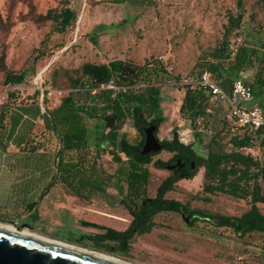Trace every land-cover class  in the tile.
I'll return each mask as SVG.
<instances>
[{
	"label": "rangeland",
	"instance_id": "obj_1",
	"mask_svg": "<svg viewBox=\"0 0 264 264\" xmlns=\"http://www.w3.org/2000/svg\"><path fill=\"white\" fill-rule=\"evenodd\" d=\"M69 1L78 19L65 33H59L51 20L37 21L36 16L60 5L63 0H0V92L9 90V104L35 91L44 93L46 88H51L53 93L47 96L49 105L55 107L73 90L60 77L63 69L73 73L86 62L108 63L119 59L145 66L143 73L152 74L150 81L131 86L135 91L143 90L148 84L159 85L166 119L160 126L161 138H171L174 132L180 138L181 132L186 131L185 141L196 142L195 148L201 155H206L211 148L222 152L236 149L233 138L243 135L244 130L229 121L224 126L225 102L212 99L214 107L193 124L184 121L179 108L186 85L196 83L211 60L208 54L223 39L229 13L237 14L238 0ZM243 13L240 28L231 32V47L236 51L244 45L264 52V0H243ZM262 58L253 62L259 66ZM233 63L226 61L221 65L225 78L236 75L239 70L238 63ZM160 66L167 72L162 79L153 76ZM7 71L25 72L24 83L6 84ZM54 80L58 84L53 86ZM112 84L115 86L112 89H120V85ZM74 95L81 102L93 104L85 91L75 90ZM253 103L250 100L245 105ZM86 121L98 136L109 129L104 119L97 122L86 118ZM120 133L133 143L139 141L140 133L128 120ZM94 142L98 143L99 139ZM111 149L109 146L108 150ZM91 150L95 151L94 144ZM250 152L264 160V150L258 146ZM121 156L123 162L115 164L111 154L103 152L99 166L107 175L103 183L88 182L91 187L103 185V191L107 187L118 188V201L121 193L124 194L122 190L128 188L129 166L126 156ZM159 156L165 158L166 153ZM147 167L150 172L147 191L153 194L167 173L152 164ZM203 173L204 168H198L192 178L180 179L165 195L189 204L190 211L203 212L198 214L200 218L195 219L193 226L178 214L160 213L154 219L152 231L135 236L127 247L99 246L84 238L85 232L79 230L73 220H69L63 230H46L49 225L37 227L35 219L30 225L52 239L110 253L137 264H264V233L237 235L231 227L219 226L215 219L205 217L207 214L241 215L250 208V202L218 191L205 192ZM123 199L130 203L127 197ZM259 206L264 213V204L259 203ZM118 209L119 217H128L124 204H119Z\"/></svg>",
	"mask_w": 264,
	"mask_h": 264
},
{
	"label": "trees",
	"instance_id": "obj_2",
	"mask_svg": "<svg viewBox=\"0 0 264 264\" xmlns=\"http://www.w3.org/2000/svg\"><path fill=\"white\" fill-rule=\"evenodd\" d=\"M238 8L236 15L229 13L228 25L223 39L208 54L211 60L206 63L207 66L200 72L199 78L202 72L208 69L213 73L214 78L218 79L222 73L220 67L226 61L231 63L234 61L233 64L238 63L237 66H240L242 63L253 62L254 59L263 57L261 59L262 63L260 62L253 78L245 82L252 87L259 103L264 106V52L244 45L239 46L236 51L231 47V32L236 28H240L244 17L243 0H238ZM77 19L78 13L71 6L69 0H63L60 5L36 16L37 21L51 20L54 23L55 31L59 33H65L74 25ZM144 70L145 66L132 65L119 59L111 60L108 63L86 62L75 69L73 73H70L67 69L62 70L60 77L64 84L73 90L63 96L55 107L49 105L48 90H44V104L51 113L62 142L60 154L70 159V171L100 173L103 172L99 166L103 152H109L116 162H122L121 153L124 154L127 157L129 166L128 190L133 191L136 199L145 201V205L153 206L151 210H147L144 208L143 203H140V212L152 214L160 209L182 208L185 211L189 210V204H184L165 195L177 181L182 178H192L196 170L202 167L204 168L203 189L205 192L218 191L250 202V208L241 215H207L215 219L217 225L231 227L237 235L243 236L252 232L264 233V213L259 206V203L264 204V160L250 152L251 148L256 146L264 150V126L256 130H250L235 124L236 127L244 130L243 135L233 138L236 149L231 152H222L210 147L211 149L206 155L197 152L196 142H182L177 133L174 132L171 140L166 139L169 147L176 150L178 156H181L183 160L195 159L197 167L184 176L164 177L158 184L157 194L150 197V199L147 198L146 191L150 174L147 165L151 164L152 158L146 157L140 152V142L133 143L120 133L121 127L127 120L132 123L139 133H142L143 126L150 122L161 126L166 120L162 112V96L159 85L148 84L141 91H135L131 87L141 81L146 82L152 79V74L143 73ZM166 73L165 68L160 66L159 69L155 70L153 76L162 79ZM5 75V83L9 85L23 84L26 78L25 72L7 71ZM235 77H238L237 73L234 76L230 75L227 78H222L219 82L228 89L226 84L232 83ZM110 82L120 85V89L116 91L104 87ZM55 84L58 83L54 80L52 85ZM75 90H79L80 93L85 91L93 104L76 99ZM39 94V91H35L26 98H17L15 99L16 103L11 105L8 103L10 95L8 90L6 101L0 111V123L14 105L34 101L38 99ZM212 107H214L212 96L208 88L196 83L186 85L179 108L180 115L186 123L193 124L201 120ZM112 114H118L117 123L113 128H109L107 132H102L99 136L93 127L87 124L86 118L96 119L98 122ZM223 119L224 126H226L229 122L227 119ZM96 139H99L98 143L94 142ZM92 144H94L96 154L93 156V162L85 167L90 158ZM109 146L112 147L111 150H108ZM199 212L202 211L199 210ZM189 213L192 214L193 211ZM132 227L126 231L109 229L107 233L102 235H93L88 232L83 233V235L84 238L99 246L113 249L117 245L120 247L130 245V240L127 238L130 233L135 231L143 233L151 229V225H147L145 220L136 221ZM118 236H123V238L119 239L117 243L95 242V238L98 237L101 240L114 239V241H117Z\"/></svg>",
	"mask_w": 264,
	"mask_h": 264
},
{
	"label": "crops",
	"instance_id": "obj_3",
	"mask_svg": "<svg viewBox=\"0 0 264 264\" xmlns=\"http://www.w3.org/2000/svg\"><path fill=\"white\" fill-rule=\"evenodd\" d=\"M257 69L256 63L245 62L237 75L247 81ZM222 78L221 73L216 79ZM227 84L228 89L223 88L231 91L232 83ZM44 96L40 93L34 101L14 105L0 123V222L28 219L30 224L35 219L37 227L49 225L46 230L51 231L63 230L73 220L82 232H96L95 224L112 225V216L119 213L116 190L107 187L103 191V185L91 187L88 183H103L105 172L70 171V159L60 154L59 131L46 109ZM251 101L260 104L255 95ZM190 142L194 141H185ZM95 154L91 150L85 167L93 162ZM34 227L26 229L43 234Z\"/></svg>",
	"mask_w": 264,
	"mask_h": 264
},
{
	"label": "water",
	"instance_id": "obj_4",
	"mask_svg": "<svg viewBox=\"0 0 264 264\" xmlns=\"http://www.w3.org/2000/svg\"><path fill=\"white\" fill-rule=\"evenodd\" d=\"M117 118L118 114L106 116L104 118L106 127L113 128ZM155 129L156 126L145 128L143 154L159 151L163 147L154 133ZM7 224L14 226L15 229L0 227V264H119L84 251L23 234L24 229L32 228L28 219Z\"/></svg>",
	"mask_w": 264,
	"mask_h": 264
},
{
	"label": "flooded vegetation",
	"instance_id": "obj_5",
	"mask_svg": "<svg viewBox=\"0 0 264 264\" xmlns=\"http://www.w3.org/2000/svg\"><path fill=\"white\" fill-rule=\"evenodd\" d=\"M154 126H156L154 133L159 138V141L163 144V147L159 151L147 152V153L143 154L142 150H143L145 140H146L145 128H153ZM159 133H160V126H158V124L154 123V122H150L149 124L143 126V131H142V133H140V138L138 141L141 143L140 152L144 156L152 158L151 164L160 170H165L167 173L166 176H172V177L184 176L186 174H189L191 171L195 170L197 167L196 160L195 159H190L188 161L183 160V158L181 156H178V153L176 150H173L169 147V143L166 142V138H161L159 136ZM172 138H173V136L171 138H167V140H171ZM163 152L166 153L165 158L159 156ZM155 156H157V157H155ZM160 160H163V161H160ZM157 163L159 165H155ZM116 192L117 193L119 192L118 189L116 190ZM122 192L124 194L121 193V196H120L121 200L120 201L117 200V202H118V206H119V204H124L126 211H127V214H128V217H119L118 215L112 216L114 219V220H112L113 221L112 225L96 224L95 227L98 230L96 232H88V233H91L93 235H102V234L107 233L109 229H113L116 231H126V230H129L130 228H133L132 226L134 225V223L136 221L140 222L141 220H145L147 225H151L150 231H146L143 233L135 231L134 233H130L127 238L130 240V243H132L135 236L150 233L152 231V229L155 225L154 219L160 213L178 214L181 216V218H183L185 220L186 223L189 224V226H193L195 219L200 218L198 214L203 213V212H199V210H198V211H193V213L190 214L189 212H192V211H190V210L185 211L182 208L160 209L158 211H154L152 214L141 213L140 212V203H143L144 208H146L147 210H151L153 208V206L145 205L146 204L145 201H143L141 199L140 200L136 199L134 197L133 191H131V190H128V189L122 190ZM156 194H157V189H156L155 193H153V194H150V192L147 191L146 196L148 199H150V197L155 196ZM116 197H118L117 194H116ZM124 197H127L128 199H130L129 204L124 202V199H123ZM205 217H207V219L210 218L208 215H205ZM187 218L189 220H187ZM116 219L125 220V221H127V223L124 224V223L118 222ZM210 219H212V218H210ZM225 227H228V226H225ZM117 238H118V240L114 241V239H112V240L111 239L101 240V238L98 237V238H95V242H98V243H100V242L101 243H108V242L109 243H117V242H119V239L123 238V236H118Z\"/></svg>",
	"mask_w": 264,
	"mask_h": 264
},
{
	"label": "built area",
	"instance_id": "obj_6",
	"mask_svg": "<svg viewBox=\"0 0 264 264\" xmlns=\"http://www.w3.org/2000/svg\"><path fill=\"white\" fill-rule=\"evenodd\" d=\"M110 82L108 86L115 88ZM196 84L204 86L209 89L212 99L223 101L227 104V108L223 111V118L229 122L248 128L250 130H256L264 126V106L261 104H255L252 106H246L243 104L245 101H250L254 97L252 87H250L243 76L235 77L232 80L231 91H227L214 78L213 73L210 70H204L200 78L196 81ZM48 93H53L51 88H46ZM8 90L0 92V111L6 101ZM185 132H181L180 140L185 141Z\"/></svg>",
	"mask_w": 264,
	"mask_h": 264
},
{
	"label": "bare ground",
	"instance_id": "obj_7",
	"mask_svg": "<svg viewBox=\"0 0 264 264\" xmlns=\"http://www.w3.org/2000/svg\"><path fill=\"white\" fill-rule=\"evenodd\" d=\"M0 227L8 229V230H14L15 229L14 226L6 224V223H1V222H0ZM22 233L26 234V235H29V236H32L34 238L40 239V240H45V241H48V242H51V243L60 244L62 246H67V247H70V248H73V249H76V250L84 251V252L90 253V254H92L94 256H98L100 258H103V259H106V260H109V261H113V262H116V263H119V264H137V263H134V262H131V261H127V260L121 259L120 257H118L116 255H113V254H110V253H106V252H103V251H97V250H94V249H91V248H85V247H82V246H78V245L62 242V241H59V240H55V239H52L50 237L38 234V233H36L34 231H31V230H28V229H24L22 231Z\"/></svg>",
	"mask_w": 264,
	"mask_h": 264
}]
</instances>
